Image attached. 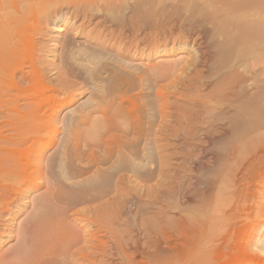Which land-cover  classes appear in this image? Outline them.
Listing matches in <instances>:
<instances>
[{
  "label": "bare ground",
  "instance_id": "6f19581e",
  "mask_svg": "<svg viewBox=\"0 0 264 264\" xmlns=\"http://www.w3.org/2000/svg\"><path fill=\"white\" fill-rule=\"evenodd\" d=\"M70 7L74 8L72 12L69 10ZM36 14L43 17L40 18L41 22L35 19ZM72 17H78L88 25L96 20L91 32L84 33L83 37L103 48L107 37L116 38V30L117 35L119 34L117 39L122 36L126 37V34L141 37L142 43L147 41L146 48L150 54L158 55L157 57H166L173 52L170 48L167 50L168 42L173 44L183 42L185 45L190 41L199 43L203 48V57H200L202 59L199 58L198 61H193L194 63L186 62L187 69L191 66L192 70L189 71L186 84L183 83L185 85L182 86L181 92L185 95L183 94L185 90L195 86L200 89L199 91L196 88L200 94L186 100L184 108L179 110V114L190 123L198 120L196 125L198 124L199 127L195 131H188L184 128L183 133L188 136L191 132H195L205 138L207 145L202 147L203 152L227 151L225 155L227 163L236 157L234 154H237L236 151L240 145L243 146L241 143L243 140H246V145L250 139L249 145L251 146L253 139L264 138V67L258 70L257 74L249 64L252 59L264 55V0H0V129H2L0 131V219L1 214L9 210L10 206H14V201L24 194L25 190L15 187L18 183L15 186L13 183L28 171L37 173L42 182L44 172L48 173L53 169L58 171L59 177L65 180L73 179L74 174L72 176L66 167L69 155L68 144L73 139L76 146L80 135L84 136L86 146L101 148L105 153L103 157H96V153L91 152L85 163L84 170L86 171L84 172L90 170V167H95L98 172V166L108 164V161L113 159H111L112 154L116 161L113 165L109 162L112 165L109 166L112 170L111 176L114 173L119 174L120 171H128L135 178L141 176L138 170L144 165H149L151 168L153 165V169L156 168L151 151V146L155 148L157 145L155 138L152 145L145 140L141 150L135 152L132 151L133 149L128 150L130 144L119 141L114 134L120 131L128 135L127 119L136 117L137 114L138 120L131 131L134 135L152 133L155 137L158 133L153 130L152 119L155 116L153 102L147 101L136 106L132 101V97L142 100L150 96L148 93H142L148 89L145 84L149 77L148 71L141 72L138 69L139 72L130 74L132 80L129 81L126 77L106 69V66L110 65L120 70L122 66H125L126 61L123 65L118 59L119 56H105L103 55L105 53H99L92 50L93 47L90 49L84 45L67 49L69 59L77 63V66L82 64L81 68L82 66L86 68L87 82L100 93V102L84 114L80 113L76 121H73L75 110H69L67 115L60 120L73 138L67 139L54 156L45 157L43 155L47 145L35 149L34 144L39 140L42 129L55 125L60 112L73 103V100H70L53 105L57 101L59 92L54 86L44 84L41 80L45 69L40 55L44 49L35 41V38L42 35V26H50L57 34L64 32L70 24L72 27ZM100 28L102 31L98 32ZM74 30L81 34L84 32L82 27ZM94 32H98L100 37L97 33L96 37L92 38ZM159 37H163L162 42H159ZM140 40L137 41L140 42ZM67 44L70 45L66 43V47ZM119 45L120 43L116 45L117 50L120 48ZM23 53L26 55L28 53V55L23 56ZM199 67L201 69H198ZM67 68L66 66L55 68L57 70L55 73L61 76L62 73L67 72ZM183 69L184 67L179 70ZM100 70L109 72L108 76L112 74L111 83L114 87L119 85L116 98L107 102L104 101L106 98L103 86L105 80L101 77ZM149 71L152 72L153 78L161 79L172 74L175 66H164L160 69L153 67ZM133 85H135V90L138 89L140 92L131 96L129 90ZM153 96V101L159 104L160 118L165 121L169 117L167 102L161 90L155 91ZM116 101L118 105L112 109ZM124 103L128 106L124 107ZM142 114L144 117L141 116ZM144 118L146 121L143 123ZM29 142L30 144L27 145ZM153 169L152 172L156 170ZM207 183L210 184V182ZM207 183L198 179L195 187L196 189L202 187L206 190ZM30 185L34 183L30 182ZM31 187L26 190H32ZM46 192L48 195L41 200V206L51 200L61 199V194L52 188H47ZM182 193L181 196L185 202L191 201V191L186 190ZM256 213L262 219L261 223L264 224V193L262 202L257 204ZM37 217L39 222L33 229L35 233L31 235L32 237L30 236L31 238L28 237L31 242L30 248L25 249L20 256L14 254L10 258L11 262L16 255V260L19 261L15 264H80L82 261L84 264H94L95 256L98 254L100 264H112L110 259L113 257H109L110 250L108 251L107 241L98 239L90 231L83 233L78 230L69 231L64 222L53 223L54 220L52 222L50 220L51 223L46 221L41 223L38 215ZM182 219L176 220L175 232L178 233L179 244L188 246L191 244V238L194 243V234L200 228L199 225L201 224L202 227L204 225L200 221L197 222L199 225L195 230L196 221L192 223L188 219ZM217 219L219 218L214 215L207 216L205 227L218 224ZM214 240L205 241L208 252L219 248L218 245L221 243L218 244ZM80 243L84 244V247H80ZM237 245L241 248L243 244L241 245L239 240ZM250 246L255 249L253 253L255 255H253L254 260L249 262L264 264V234L256 237ZM120 252L124 254L121 245ZM114 253H111L112 256ZM116 254L120 255L119 252ZM244 255L247 256L248 253ZM10 259L8 258V261L0 259V264H10ZM78 259H81L80 263Z\"/></svg>",
  "mask_w": 264,
  "mask_h": 264
},
{
  "label": "rangeland",
  "instance_id": "374dc122",
  "mask_svg": "<svg viewBox=\"0 0 264 264\" xmlns=\"http://www.w3.org/2000/svg\"><path fill=\"white\" fill-rule=\"evenodd\" d=\"M73 9V7H70L69 10L72 12ZM40 15H37L35 19L41 22L40 18L43 17ZM72 18V27H70V24L64 32L57 34L52 31L50 26H42V35L35 38V41L44 49V52L40 55L45 69L41 80L44 84L54 86L59 92L57 101L53 105L58 104V102L73 100L70 107L60 112L58 122L55 125L51 128L42 129L39 140L34 144L35 149L47 145L48 147H45L43 155L45 157L54 156L67 139L73 138L60 120L67 115L66 113L69 110H75L73 121H76L80 113L84 114L100 102V93L87 82L86 68L84 66L81 68L82 64L80 63L78 67L77 63H73L69 59L67 49L70 50L75 46L84 45L90 49L93 47L92 50L94 49L99 53H105L103 54L105 56H119L118 59L122 61V64L126 61L125 66H122L120 70H116L110 65L105 68L108 71H114V74L126 77L129 81L132 80L131 73H137L140 70L141 72L148 71L149 77L145 82L148 89L142 93H148L150 96L142 100L138 97H132V101L136 106L147 101L153 102V113L155 115L152 119L154 122L153 130L158 131V133L155 137L152 133L140 134V136L134 135L131 131L135 125L134 123L138 120L136 118L137 114L136 117L127 119L128 135H124L120 131L114 134L119 141L130 144L131 149L129 147L128 150L133 149L132 151L135 152L141 150L145 140L152 145L155 138L157 141V145L155 144L156 149L151 146L152 149L154 148L151 151L156 166L154 169L156 170L152 172L153 165L152 168L149 165H144L142 169L138 170V174L141 175L139 177L133 178L134 176L128 171H120L119 174L114 173L111 176L112 170L109 169V166H112L116 161L114 154H112L111 159H113L108 161V164L104 163V165L98 166V172H96L95 167H90L89 172H84L86 171L84 170L86 168L85 163L91 152L96 153V157H103L105 153L101 148L86 146L82 135L77 141L78 147L75 146L74 140L70 138L72 143L68 144L69 155L66 160V163H68L66 167L71 175L74 174L72 180L59 177L58 171L53 169L48 173L44 172L43 182L39 179L37 173L31 171L14 181V186L18 183L15 187H21L25 191L18 200L14 201V206H10L9 210L1 214L0 259L8 261V258H12L14 254L20 256L25 249L30 248L29 238L35 233L33 229L39 222L38 215L41 223L43 221L51 223L53 220V223L64 222L69 231L78 230L80 233L90 231L98 239L107 241L109 243L108 251L110 250L109 257H113V259H110L112 264H253L254 261L251 263L249 261L254 260L253 255L255 254L253 253L255 249L250 244L254 243L256 237L264 234V224L261 223L262 219L256 213L257 204L262 202V194L264 193V138L253 139L251 146L249 145L250 139L246 145V140H243L241 142L243 146L240 145L236 151L237 154H234L236 157L229 160L228 164L225 157L227 151L203 152L202 147L207 145L205 138L195 134V132H191L188 136L183 133L184 128L188 131H195L199 127L198 124L196 125L198 120L190 123L179 114V110L184 108L186 100L188 101L189 98L197 97L200 94V89L195 86L192 89L185 90L183 92L185 95H182L181 91L182 86L186 84L189 71L192 70L191 66L187 69L186 62L194 63L193 61H198L200 57H203L201 45L194 41L187 42L186 45L183 42L174 43L175 45L168 42L167 50L170 48L173 52L166 57H157L158 55L153 56L150 54V51L146 48L147 41L142 43L141 37H138V39L134 35L133 37L126 34V37L122 36L117 39L119 34L117 35L116 30V38L107 37L106 48H103L83 37L86 33L91 32L94 23L97 22L96 20L88 25L78 17ZM79 27L84 29L83 35L74 30ZM100 31H102V28L98 30V32ZM98 32H94L92 38L96 37ZM102 37L104 36L102 35ZM159 38V42H162L163 37ZM137 40H140L141 43ZM66 43L70 44H67L68 48L65 45ZM119 43L120 48L117 50L116 45ZM23 54V56L28 55V53L27 55L26 53ZM263 56H258L249 62L250 67L257 74L258 70L264 67ZM63 66L68 68L65 74H61L63 76L61 77L55 73L57 72L55 68L59 69ZM164 66H175V71L166 78H153L149 69L153 67L160 69ZM182 67L184 69L179 70ZM69 69L70 71H68ZM135 69L137 70L135 71ZM198 69H201V67ZM99 72L105 80L103 86L106 98L104 101L115 99L119 93V85L113 86L111 83L112 74L108 76L109 72H103V70ZM184 82L185 84H183ZM157 90H161L162 96L167 102L169 117L165 121L160 118L158 102L153 101V95ZM139 92L140 90H135V85H133L129 90V95L133 96ZM117 105L118 102L116 101L112 109ZM127 106L128 104L124 103V107ZM141 116L144 117V114ZM145 121L146 118L143 119V123ZM199 143L200 145H198ZM29 144L30 142L27 145ZM247 145L249 146L246 147ZM120 177L123 180L122 178L119 180ZM198 179L205 183L210 182V184L207 183L208 188L206 190L202 187L196 189L195 183ZM30 182H33L34 185H30ZM28 186H32L33 189L26 190V188H29ZM47 188L58 191L61 194V199L43 203L42 206L44 207H42L41 200L48 195ZM186 190L191 191L192 198L189 202H185V199L181 196L182 192ZM211 215L219 218L216 221L218 224L211 227L206 225V228L205 219ZM182 218L184 220L188 219L192 223L196 221L195 230L199 225L197 222L200 221L204 225L203 227L200 226L201 224L199 225L200 228L194 234V243L193 238H191V244L188 246L179 244L177 240L178 233L175 232V222L177 219L181 220ZM208 239H217V243L220 242L221 244L216 245L219 248L222 245L221 248H215L208 252V248L205 246V241L207 242ZM239 240L241 245L243 244L241 248L237 245ZM247 244L250 247L246 246ZM120 245L124 249V254L120 252ZM80 247H84V244H81ZM16 250L17 252H15ZM118 252L120 255L116 254ZM246 252L248 253L247 256L244 255ZM111 253H114V255L112 256ZM16 255L15 261L12 260L11 262L10 259V264L19 261L16 260ZM18 259H21V257H18ZM78 260L80 263L81 259ZM80 264H84L83 261ZM94 264H100L98 254L95 256Z\"/></svg>",
  "mask_w": 264,
  "mask_h": 264
}]
</instances>
